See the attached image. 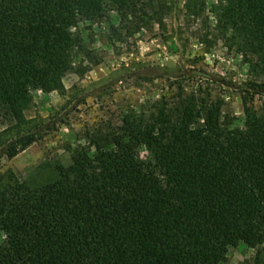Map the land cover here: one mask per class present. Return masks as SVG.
<instances>
[{
    "label": "trees",
    "instance_id": "1",
    "mask_svg": "<svg viewBox=\"0 0 264 264\" xmlns=\"http://www.w3.org/2000/svg\"><path fill=\"white\" fill-rule=\"evenodd\" d=\"M168 0H0V158L42 139L34 93L65 95L84 74L87 35L107 23L110 46L162 26ZM215 19L201 38L242 58L244 125L225 100L184 81L119 117L84 127L69 165L41 185L0 174V264H227L264 247V0H187ZM116 11L117 22L110 20ZM208 19V18H207ZM196 73V71H195ZM201 73V72H200ZM261 263V262H260Z\"/></svg>",
    "mask_w": 264,
    "mask_h": 264
},
{
    "label": "rangeland",
    "instance_id": "2",
    "mask_svg": "<svg viewBox=\"0 0 264 264\" xmlns=\"http://www.w3.org/2000/svg\"><path fill=\"white\" fill-rule=\"evenodd\" d=\"M168 2L164 24L138 32L127 43L108 45L107 23L94 25L87 35L91 57L81 55L75 60L85 73H70L64 78L65 95L34 93V104L26 116L48 123L50 129L45 127L42 139L17 157L0 158V174L11 172L30 185L45 183L51 176L49 165L70 164L67 146L85 126L117 118L149 99H158L180 80L191 89L203 84L221 96L227 114L237 118L235 125H244L243 88L250 80L248 67L222 42L215 43L213 36L210 46L201 43L202 36L215 25L209 7L203 16L195 17L187 9V0ZM110 16L117 22L116 11ZM263 102L264 96L259 95L254 105L259 107ZM227 264H264V247L259 259L256 250L233 248Z\"/></svg>",
    "mask_w": 264,
    "mask_h": 264
}]
</instances>
